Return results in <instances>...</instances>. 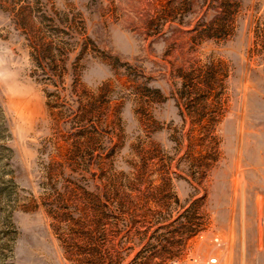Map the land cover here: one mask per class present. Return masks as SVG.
I'll use <instances>...</instances> for the list:
<instances>
[{"label": "rangeland", "instance_id": "rangeland-1", "mask_svg": "<svg viewBox=\"0 0 264 264\" xmlns=\"http://www.w3.org/2000/svg\"><path fill=\"white\" fill-rule=\"evenodd\" d=\"M210 258L264 264V0H0V264Z\"/></svg>", "mask_w": 264, "mask_h": 264}, {"label": "trees", "instance_id": "trees-1", "mask_svg": "<svg viewBox=\"0 0 264 264\" xmlns=\"http://www.w3.org/2000/svg\"><path fill=\"white\" fill-rule=\"evenodd\" d=\"M39 67L42 69V71H43V74L44 75H47V71H46V67H43L42 65H41V63H39ZM116 194H118V192L116 193ZM111 197H109L107 194L105 195V200L100 204L101 205V208L100 209H104L105 211V214H107L108 216H109V218H112V219H114L115 220V223L113 224V228H114V230L113 229H111L109 232H107L106 230H104L103 228H100V227H102V226H104V224H102L101 222H95L94 223V225H95V227H97V228H99L101 231H99V233H100V235L101 236H103L104 238H105V236H109V239L108 240H105L104 238H102V241H103V244H108V245H110V247H108V248H106L105 250H103V251H105L106 252V254H107V257L106 258H108L110 261H112V258L110 257L111 256V251H114L115 249H114V238H115V235H118L119 233H120V228H118V221L120 220V216L119 215H113V213H112V207L115 209V210H117V211H121L122 209H124V206L122 205V204H114V201H111ZM122 212V211H121ZM106 218H108V217H106ZM131 227H133V226H131ZM160 228H163V227H160ZM96 229V228H95ZM98 232V231H97ZM192 234H194L193 233V231L191 232ZM91 234V233H90ZM66 244H68V243H66ZM96 252H98V253H100L101 252V250L100 249H96ZM109 256V257H108ZM115 257V256H114ZM102 259H104V258H102ZM120 259V257H118V259L117 260H119ZM116 264H122L121 263V260L118 262L117 261V263Z\"/></svg>", "mask_w": 264, "mask_h": 264}, {"label": "built area", "instance_id": "built-area-1", "mask_svg": "<svg viewBox=\"0 0 264 264\" xmlns=\"http://www.w3.org/2000/svg\"><path fill=\"white\" fill-rule=\"evenodd\" d=\"M209 264H220L218 259L216 258H210L208 261Z\"/></svg>", "mask_w": 264, "mask_h": 264}]
</instances>
